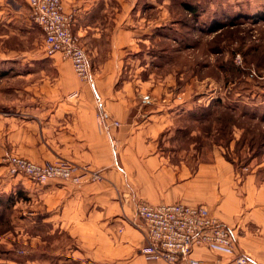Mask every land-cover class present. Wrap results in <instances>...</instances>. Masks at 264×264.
Masks as SVG:
<instances>
[{"label":"crops","instance_id":"obj_1","mask_svg":"<svg viewBox=\"0 0 264 264\" xmlns=\"http://www.w3.org/2000/svg\"><path fill=\"white\" fill-rule=\"evenodd\" d=\"M81 1L73 5L74 25H79L84 38L101 39L99 16L94 14L100 0ZM7 8L0 3V12L9 13ZM12 20L14 16H1V36L9 37ZM24 20L17 14L18 25ZM129 31L118 26L114 30L109 37L111 53L91 66L92 81L78 77L70 61L57 54L24 50L11 56L0 52L1 79L7 80L9 98L16 96L0 100L9 112L0 117V123L11 124L0 126V192L17 181L33 202L42 204L40 212L48 216L44 219L56 221L71 234L80 233L77 254L66 256L77 255L83 264H168L148 260L140 252L146 243L143 222L136 212L141 200L152 204H207L232 228L237 246L253 254L243 249L241 252L264 264L263 255L252 250V243L264 238L249 234L255 223L264 232V186L256 183L254 174L238 178L234 158L225 155L219 144H214L207 155L197 151L195 140L190 144L180 142L185 131L181 122L197 121L196 109L193 115L186 112L197 107V97L170 98L168 89L163 92L162 87L153 85L151 75L145 79L138 66L122 64L121 60L128 57L125 53L120 58L119 53L122 46L129 45ZM9 63H18L19 67ZM49 67L54 69L56 80L43 78V71ZM100 107L105 113L103 119L98 114ZM226 107L237 111L233 105ZM241 115L248 120L249 115ZM251 118L264 123L259 114ZM236 126L240 127L232 124ZM258 132H252V139L260 136ZM188 133L193 136L196 130ZM15 135L17 141L13 140ZM12 148L39 161L64 157L99 171L101 177L81 184L61 179L45 184L26 178L16 180L2 158ZM194 255L204 264H225L230 259L206 247H198Z\"/></svg>","mask_w":264,"mask_h":264},{"label":"rangeland","instance_id":"obj_2","mask_svg":"<svg viewBox=\"0 0 264 264\" xmlns=\"http://www.w3.org/2000/svg\"><path fill=\"white\" fill-rule=\"evenodd\" d=\"M64 1L65 12L73 14V31L87 53L90 67L97 60L103 62L111 53L113 44L109 37L117 26L128 28L129 45L122 46L123 52L119 53L120 58L126 53L128 59L121 63L138 66L145 79L151 75L153 85L162 87L163 92L168 89L166 94L170 98L194 94L197 97V107L186 111L190 115L196 109L197 121L181 122L185 131L180 142L190 144L195 140L197 151L207 155L214 144H219L225 155L234 158L238 178L254 174L256 183L264 186V123L251 118L257 114L264 118V0H100L94 14L99 16L101 39L84 38L79 25H74L73 5L81 0H68L69 5ZM0 3L10 10L0 12V18L3 14L14 16L9 37L0 35V52H9L11 56L24 50L44 53V34L33 20L27 0H0ZM17 14L25 19L19 25ZM57 56L70 61L61 53ZM12 64L13 68L19 67L18 63ZM43 76L45 80H56L52 67L43 71ZM6 82L0 76L1 101L16 98H9ZM61 82L64 83L63 77ZM226 105H233L236 113ZM5 113L9 112L0 103V117ZM241 114L249 115L248 120L242 119ZM2 124L11 125L4 121ZM232 124L240 127L233 128ZM192 129L196 134L190 136L188 132ZM253 131L260 134L254 138L255 145ZM39 136L44 139L40 132ZM13 140L17 141L18 136H13ZM10 151L3 153L2 158L8 173L20 181L29 178L11 174V156L39 164L70 160L59 157L39 161L17 148ZM17 184L16 181L10 189L0 192V264H83L77 255L66 256L77 254L81 234H71L57 226L56 221L44 219L48 216L40 212L42 204L33 202L28 194L17 193L21 189ZM10 196L14 197L11 201ZM259 225L255 223L249 234L264 238ZM243 231L239 230L241 235ZM238 247L240 252L246 250ZM252 250L264 258V239L252 243Z\"/></svg>","mask_w":264,"mask_h":264},{"label":"built area","instance_id":"obj_3","mask_svg":"<svg viewBox=\"0 0 264 264\" xmlns=\"http://www.w3.org/2000/svg\"><path fill=\"white\" fill-rule=\"evenodd\" d=\"M27 2L33 20L44 34L45 52L51 55L61 53L71 61L81 79L92 81L87 53L73 31V14L65 12L62 0ZM100 110L99 117L103 119L105 113L102 107ZM114 123L119 124L118 121ZM9 171L14 175L28 176L37 184H45L52 179L81 184L101 177L99 171L66 159L39 164L11 156ZM136 212L143 222L146 238L140 252L148 260H164L168 264H204V260L194 254L198 247H206L218 255H229L230 259L225 264H258L238 250L232 228L215 216L207 204H152L141 200L136 205Z\"/></svg>","mask_w":264,"mask_h":264},{"label":"trees","instance_id":"obj_4","mask_svg":"<svg viewBox=\"0 0 264 264\" xmlns=\"http://www.w3.org/2000/svg\"><path fill=\"white\" fill-rule=\"evenodd\" d=\"M0 76H2V74L0 73ZM252 142L254 143V145H255V143H256V141L254 140V138L252 139ZM253 145V146H254ZM22 189V188H21ZM20 188H19V190H17V193H19V194H22V193H25V191L22 189L21 190ZM24 191V192H23ZM26 194V193H25ZM27 195V194H26ZM14 197H12V196H10V201H11V199H13ZM15 202V201H14Z\"/></svg>","mask_w":264,"mask_h":264}]
</instances>
